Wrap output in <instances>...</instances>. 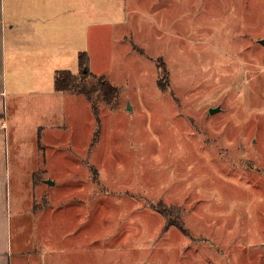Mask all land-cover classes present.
<instances>
[{
  "label": "rangeland",
  "instance_id": "1",
  "mask_svg": "<svg viewBox=\"0 0 264 264\" xmlns=\"http://www.w3.org/2000/svg\"><path fill=\"white\" fill-rule=\"evenodd\" d=\"M90 9L78 54L89 83L119 93L113 107L47 92L19 103L12 216L29 197L39 215L21 238L13 226L17 264H264V0ZM78 56L65 72L79 74Z\"/></svg>",
  "mask_w": 264,
  "mask_h": 264
},
{
  "label": "crops",
  "instance_id": "2",
  "mask_svg": "<svg viewBox=\"0 0 264 264\" xmlns=\"http://www.w3.org/2000/svg\"><path fill=\"white\" fill-rule=\"evenodd\" d=\"M90 13V0H0V123L6 127L0 131V264L25 263L24 246H14L13 226L21 238L26 223L39 215L29 197L30 216L21 213L24 202L20 221L12 216L10 119L24 98L63 95L55 92L54 78L88 41ZM34 177L26 186L35 196L42 183L36 185Z\"/></svg>",
  "mask_w": 264,
  "mask_h": 264
},
{
  "label": "trees",
  "instance_id": "3",
  "mask_svg": "<svg viewBox=\"0 0 264 264\" xmlns=\"http://www.w3.org/2000/svg\"><path fill=\"white\" fill-rule=\"evenodd\" d=\"M89 58L86 54H80L78 56V75H72L68 72L56 73L54 78V90L58 94H72L81 96L90 102L93 106L95 105L96 99L99 97L103 100L106 106L113 107L114 102L118 96L119 91L109 85L105 78H101L96 81L95 84L88 82L89 79ZM96 113V110H94ZM159 214L167 222V228H175L186 234L182 223L179 220V216L175 218L174 223H170L168 220L169 215L165 212Z\"/></svg>",
  "mask_w": 264,
  "mask_h": 264
},
{
  "label": "water",
  "instance_id": "4",
  "mask_svg": "<svg viewBox=\"0 0 264 264\" xmlns=\"http://www.w3.org/2000/svg\"><path fill=\"white\" fill-rule=\"evenodd\" d=\"M128 110L131 111L130 108H128ZM218 113H219V109L209 111L210 116L216 115Z\"/></svg>",
  "mask_w": 264,
  "mask_h": 264
},
{
  "label": "built area",
  "instance_id": "5",
  "mask_svg": "<svg viewBox=\"0 0 264 264\" xmlns=\"http://www.w3.org/2000/svg\"><path fill=\"white\" fill-rule=\"evenodd\" d=\"M6 129L5 125L0 123V131H4Z\"/></svg>",
  "mask_w": 264,
  "mask_h": 264
}]
</instances>
